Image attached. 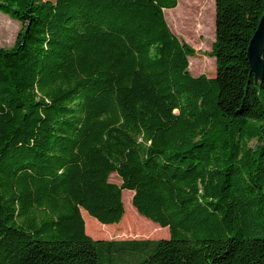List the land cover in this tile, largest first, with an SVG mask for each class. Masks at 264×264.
Here are the masks:
<instances>
[{
  "label": "trees",
  "instance_id": "trees-1",
  "mask_svg": "<svg viewBox=\"0 0 264 264\" xmlns=\"http://www.w3.org/2000/svg\"><path fill=\"white\" fill-rule=\"evenodd\" d=\"M263 2L214 0L215 75L193 77L177 0H0L22 26L0 47V264H264ZM123 191L167 239L85 234Z\"/></svg>",
  "mask_w": 264,
  "mask_h": 264
},
{
  "label": "rangeland",
  "instance_id": "rangeland-1",
  "mask_svg": "<svg viewBox=\"0 0 264 264\" xmlns=\"http://www.w3.org/2000/svg\"><path fill=\"white\" fill-rule=\"evenodd\" d=\"M52 3L53 0H43ZM178 8L166 10L165 16L172 18L173 27L171 32L177 34L195 51V54L188 58V71L191 76L204 74L209 77L215 75L214 59L207 57L211 43L214 38V15L212 0H179ZM21 23L12 19L9 15L0 11V47L8 49L12 47L17 33L21 29ZM170 29V28H169ZM192 69H201L192 74ZM109 181L119 184L115 175H111ZM128 191L122 192V204L124 214L121 221L115 225H101L84 211L83 214L100 226L99 234L94 235L88 230L85 234L94 240H122V239H148L159 240L168 238V230L138 216L129 201ZM82 217V215H81ZM133 218L136 219L133 226L129 227ZM83 219V218H82ZM84 222V220H83ZM152 224V225H151ZM163 232H160V230ZM85 230V225H84Z\"/></svg>",
  "mask_w": 264,
  "mask_h": 264
},
{
  "label": "water",
  "instance_id": "water-1",
  "mask_svg": "<svg viewBox=\"0 0 264 264\" xmlns=\"http://www.w3.org/2000/svg\"><path fill=\"white\" fill-rule=\"evenodd\" d=\"M264 4V2H263ZM264 49V13L259 21L256 31L254 32L247 49L248 60L251 70L257 80H261L263 61L262 51ZM257 74L259 77H257Z\"/></svg>",
  "mask_w": 264,
  "mask_h": 264
},
{
  "label": "crops",
  "instance_id": "crops-1",
  "mask_svg": "<svg viewBox=\"0 0 264 264\" xmlns=\"http://www.w3.org/2000/svg\"><path fill=\"white\" fill-rule=\"evenodd\" d=\"M179 2V0H177V6L174 8V10H176L177 8H178V3ZM212 10H213V15H214V0H212ZM163 13H166V10H164L163 11ZM164 18H165V21H166V23H167V25H168V27L170 28V30L172 29V27H173V21H172V18H170L169 16L167 17V16H165V14H164ZM175 36H177V34H174ZM178 37V36H177ZM185 42V41H184ZM201 69H192L191 70V68H190V71H193V72H191L192 74H194V73H196L195 71H200ZM201 74V73H200ZM200 74H198V75H200ZM198 75H195V76H198Z\"/></svg>",
  "mask_w": 264,
  "mask_h": 264
},
{
  "label": "bare ground",
  "instance_id": "bare-ground-1",
  "mask_svg": "<svg viewBox=\"0 0 264 264\" xmlns=\"http://www.w3.org/2000/svg\"><path fill=\"white\" fill-rule=\"evenodd\" d=\"M257 77H259L258 74H257Z\"/></svg>",
  "mask_w": 264,
  "mask_h": 264
}]
</instances>
